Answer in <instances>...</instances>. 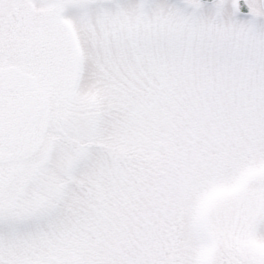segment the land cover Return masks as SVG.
<instances>
[{
	"label": "snow or ice",
	"instance_id": "obj_1",
	"mask_svg": "<svg viewBox=\"0 0 264 264\" xmlns=\"http://www.w3.org/2000/svg\"><path fill=\"white\" fill-rule=\"evenodd\" d=\"M0 264H264V0H0Z\"/></svg>",
	"mask_w": 264,
	"mask_h": 264
}]
</instances>
